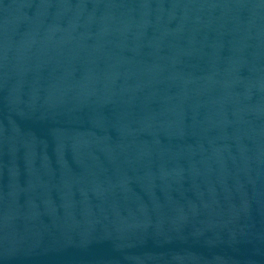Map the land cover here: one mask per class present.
<instances>
[{"label": "water", "instance_id": "1", "mask_svg": "<svg viewBox=\"0 0 264 264\" xmlns=\"http://www.w3.org/2000/svg\"><path fill=\"white\" fill-rule=\"evenodd\" d=\"M245 0H0V264H234Z\"/></svg>", "mask_w": 264, "mask_h": 264}]
</instances>
